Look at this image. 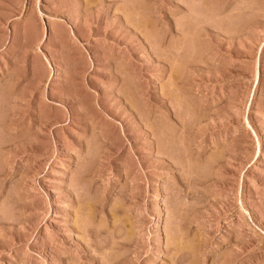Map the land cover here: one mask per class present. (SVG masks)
<instances>
[{
	"label": "rangeland",
	"instance_id": "1",
	"mask_svg": "<svg viewBox=\"0 0 264 264\" xmlns=\"http://www.w3.org/2000/svg\"><path fill=\"white\" fill-rule=\"evenodd\" d=\"M0 264H264V0H0Z\"/></svg>",
	"mask_w": 264,
	"mask_h": 264
}]
</instances>
